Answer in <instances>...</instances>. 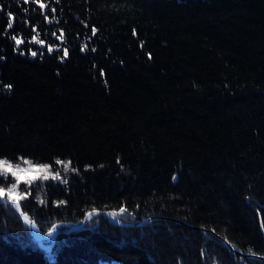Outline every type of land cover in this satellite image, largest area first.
<instances>
[{"label": "trees", "instance_id": "trees-1", "mask_svg": "<svg viewBox=\"0 0 264 264\" xmlns=\"http://www.w3.org/2000/svg\"><path fill=\"white\" fill-rule=\"evenodd\" d=\"M0 159L130 225L0 203V264H264V0H0Z\"/></svg>", "mask_w": 264, "mask_h": 264}, {"label": "snow or ice", "instance_id": "snow-or-ice-1", "mask_svg": "<svg viewBox=\"0 0 264 264\" xmlns=\"http://www.w3.org/2000/svg\"><path fill=\"white\" fill-rule=\"evenodd\" d=\"M41 7H43V5H41ZM8 26L9 27H12L11 20L9 21V25ZM93 31H95V29H93ZM13 39H15V37H13ZM33 39H35V37H33ZM17 43L19 44L20 42L17 41ZM50 51H51V49H50ZM33 55H35V53H33ZM9 87H11V86H9ZM56 163L57 164H62L65 171H69V170L76 171V169H74V168H71L70 169L71 161L63 162V161L57 160ZM24 164L31 165V162L25 160L24 161ZM49 167H50L49 165H36V166H32V167H30L28 169H25V168H22L20 165H13L12 163L8 162L6 159H0V175H4L5 173H9L10 172L12 176L16 177L17 184H19V182H20V174L21 173H25L26 174L29 171H35L37 174H39L40 172H47V170L49 169ZM39 178H40L39 175L32 177V179H39ZM51 178L54 179V180H62L59 172H56L54 174H51ZM43 179L44 180L49 179V174H45L43 176ZM62 182L63 183H67V180L66 179H63ZM5 187H0V198H3L5 196V194H7L9 196V199L12 200L13 199V193L16 190V185L15 184L12 185V188L11 189H8L7 193L5 191ZM20 199H23V196L17 197L13 201V206L16 207L17 210H19L21 208V205L19 203V200ZM40 203L43 204V203H45V201L44 200H40ZM59 203L63 204L64 201H60ZM120 211L121 212H124L125 209L121 208ZM92 215H93V213H89L85 217V219H90L92 217ZM110 215H112L113 217H115L116 214L115 213H111ZM23 218H24V220L26 222H28V223L31 224V220L29 219V217L27 215H24ZM53 227H55V226H53ZM262 229H264V224H262ZM48 234L51 236L52 235V232L49 231ZM249 251L251 252V250H249Z\"/></svg>", "mask_w": 264, "mask_h": 264}, {"label": "water", "instance_id": "water-1", "mask_svg": "<svg viewBox=\"0 0 264 264\" xmlns=\"http://www.w3.org/2000/svg\"><path fill=\"white\" fill-rule=\"evenodd\" d=\"M0 203L4 204L7 206V208L13 212L14 214H16L21 220L22 222L27 226V235L29 237V239L33 242H35L37 245L40 244V241L47 237V236H50L47 232V233H44L42 235H36V236H33V233H32V230L35 229V226H33V223L31 221V224L26 222L23 218L24 215H26L25 213L21 212L20 210H17L16 207L13 206V202L6 199V198H0ZM89 213H93V214H99L101 216H103L109 223L115 225V226H121V227H127V226H130V225H123L121 223H118L117 221H115L114 219H112L111 217H109L105 212H97V211H92V212H88L84 215L81 223L78 225V226H73V227H70V228H67V229H64V230H51L52 232V235L51 237H53L55 234L57 233H74V232H77L79 231L83 225H85L87 219H85V217L89 214ZM30 219V218H29ZM31 220V219H30ZM144 221H147V220H144ZM142 221V222H144ZM141 224V222L139 223H136L134 224L135 226ZM198 231H202L201 229H196ZM210 233V232H209ZM224 246L231 249V251H233L234 253L238 254V255H242L244 257H247V258H253V259H259V260H262L264 261V258L262 257H259V256H256V255H249V254H241L237 249H234L232 247L229 246L228 243H226L225 241L223 242Z\"/></svg>", "mask_w": 264, "mask_h": 264}, {"label": "rangeland", "instance_id": "rangeland-1", "mask_svg": "<svg viewBox=\"0 0 264 264\" xmlns=\"http://www.w3.org/2000/svg\"><path fill=\"white\" fill-rule=\"evenodd\" d=\"M24 161L25 160L21 161L18 164H13V165H20L22 168H25V169H28V168H30L32 166H36V165H45V164H33V163H31V165H29V164H24ZM63 170H64L63 165L61 166L60 164H57V167H55V169H52L51 167H49V169L47 170V172H40L39 174H37L35 171H29L26 174L25 173H21L20 174V182H19V184H17V182H16V177L12 176L10 172L9 173H5L4 175H0L2 177V179H3V181H7L6 182L7 183L6 184V187L4 186L6 193H7L8 189H11L12 188V185H14V184L16 185V190L13 193V199L10 200L9 199V196L7 194H5V196L3 198H6V199H8V200H10V201L13 202L17 197H20V196H23L24 197V194L21 193L18 190V187H19L20 184H22L23 187H27V186H29L31 184L36 183V182H43L44 181L43 176L45 174H49V179H52L51 178V174H54L56 172H59L60 173V176H61V173L64 172ZM37 175H39V177H40L39 179H32V177L37 176ZM6 178L9 179V180H4ZM49 179H47V180H49ZM52 180H54V179H52ZM35 231H36V235L37 234L38 235H42V234H40L38 232V230L36 229V227H35ZM47 237H51V236H47ZM41 241H40V244H41Z\"/></svg>", "mask_w": 264, "mask_h": 264}, {"label": "bare ground", "instance_id": "bare-ground-1", "mask_svg": "<svg viewBox=\"0 0 264 264\" xmlns=\"http://www.w3.org/2000/svg\"><path fill=\"white\" fill-rule=\"evenodd\" d=\"M33 236H36V231L35 229L32 230Z\"/></svg>", "mask_w": 264, "mask_h": 264}]
</instances>
